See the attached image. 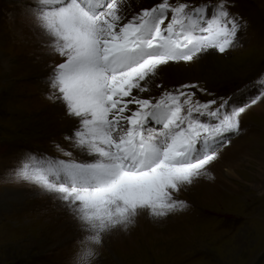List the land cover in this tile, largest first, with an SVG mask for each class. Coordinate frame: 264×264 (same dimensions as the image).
Instances as JSON below:
<instances>
[{"label":"snow or ice","instance_id":"1","mask_svg":"<svg viewBox=\"0 0 264 264\" xmlns=\"http://www.w3.org/2000/svg\"><path fill=\"white\" fill-rule=\"evenodd\" d=\"M231 7L159 0L132 11L129 0H33L27 9L49 54L62 60L47 84L73 122L65 137L72 151L57 145L63 159L29 154L14 177L72 212L85 233L81 264L106 234L139 216L187 208L179 193L213 178L210 167L241 132V114L264 100V77L244 102H201L195 84L164 87L181 79L180 66L240 46L246 24Z\"/></svg>","mask_w":264,"mask_h":264},{"label":"rangeland","instance_id":"2","mask_svg":"<svg viewBox=\"0 0 264 264\" xmlns=\"http://www.w3.org/2000/svg\"><path fill=\"white\" fill-rule=\"evenodd\" d=\"M143 1L129 0L139 10L159 2ZM181 2L195 6L218 0ZM231 4L230 11L246 24L238 33L240 46L205 59L197 79L192 78L193 69L184 71L186 80L165 88L195 84L192 91L201 102L219 97L244 102L259 94L257 81L264 77V0ZM31 6V0H0V264H74L85 233L72 212L61 219L67 207L56 196L14 177V169L29 154L63 159L57 145L72 151L65 139L71 133L58 112L59 101L50 100L47 84L57 62H45L35 52L36 41L21 38L15 23L16 16ZM36 39L37 47L45 48V42ZM262 104L264 100L241 114V132L232 139L248 154L231 180L236 188L228 185L215 198L205 199L200 189L190 186V191L179 193L187 208L163 219L148 216L144 223L136 220L127 230L106 234L93 264H264V109H258Z\"/></svg>","mask_w":264,"mask_h":264},{"label":"bare ground","instance_id":"3","mask_svg":"<svg viewBox=\"0 0 264 264\" xmlns=\"http://www.w3.org/2000/svg\"><path fill=\"white\" fill-rule=\"evenodd\" d=\"M141 1V0H140ZM156 0H144L142 3L145 5H150L151 3H154ZM147 2V3H146ZM31 5L33 6V0H31ZM23 6V5H22ZM17 7V6H16ZM143 8V7H142ZM15 9V8H14ZM20 9V8H19ZM25 9V8H24ZM17 10V9H16ZM23 10V9H22ZM131 10L132 11H139L137 5L131 4ZM4 13V12H3ZM16 16V15H15ZM2 21V20H1ZM12 21V20H11ZM15 22V21H14ZM16 26L18 29H20V37L21 38H25L29 41H36L35 44V52L37 54L41 55V58L45 61H54V62H62L61 58L53 55V54H49L48 50L45 48L37 47V43H39L36 38H38L39 36L37 35L36 31L31 27V23H30V18H29V14L28 11L22 12L20 13L18 16H16ZM14 23V24H15ZM240 34V33H239ZM13 36V34H12ZM29 37H32V40H30ZM42 40V39H41ZM23 41V40H22ZM33 44V42H31ZM35 43V42H34ZM42 44V43H41ZM257 47V46H256ZM23 49V48H22ZM33 52V51H32ZM3 54V53H2ZM27 55V54H25ZM217 53L213 52L210 55H206L204 57L203 60H201L198 63H191V64H186V65H182L179 67L178 71L181 74V79L179 81H174L172 83H167L165 84V86H170L172 84L184 81L187 79L186 74L184 71H191L192 69L194 71H196V73L193 75L192 78L197 79L199 74L201 72H199V70L204 69L205 68V59H207V61L210 60V58H216ZM39 58V57H38ZM20 62V61H19ZM17 63V61H16ZM50 63V62H49ZM209 63V62H207ZM17 66V65H16ZM19 66V65H18ZM14 68V67H13ZM16 69V68H15ZM19 69V68H18ZM17 70V69H16ZM14 70V71H16ZM32 73V72H31ZM41 78V77H40ZM193 79V80H194ZM37 83V82H36ZM51 90V89H50ZM15 93V92H14ZM47 93V92H46ZM51 93V91H50ZM23 94V93H22ZM46 96V94H45ZM15 97V96H13ZM17 97V96H16ZM38 97V96H37ZM41 97V95H40ZM49 98V97H48ZM51 100V98H50ZM22 103V102H21ZM23 104V103H22ZM38 104V103H37ZM17 107V106H16ZM18 109V108H16ZM24 109V108H23ZM57 109L58 112L60 114V117L62 119V121L65 123V126L67 128V131H70V128L73 127V122L71 120H69L66 115H65V109L64 106L62 104V102L59 101L58 105H57ZM258 109H264V104L258 106ZM22 109H20L21 111ZM26 111V110H25ZM20 113V112H19ZM75 155H77V153L75 152ZM247 151L246 148L243 145L238 144V142L236 141H231L230 144H228L223 150L222 153L220 155V158L217 162L214 163V165H212L210 167V172L212 175V179H208L207 177L201 178L200 180H198L196 183H194L191 186H194L192 188H196V189H200V194L206 199L207 197L210 198H215L216 194L219 192H222L224 189L228 188V185H232L234 188H236V185L234 184V182H231V180L235 179L237 176V170L239 168L240 162L242 160H244L247 157ZM189 188H191L190 186L186 189L187 191H190ZM183 192V191H182ZM181 192V193H182ZM185 193V192H184ZM194 197L195 195L192 194ZM201 195H199L200 197H202ZM196 198H199L198 195H196ZM62 209H64V207H60ZM69 209H64L65 215L63 218H66L68 215ZM148 216L147 215H141L137 218L138 222L144 223V220H147ZM77 224L79 223L77 220L75 221ZM184 226V225H183Z\"/></svg>","mask_w":264,"mask_h":264},{"label":"clouds","instance_id":"4","mask_svg":"<svg viewBox=\"0 0 264 264\" xmlns=\"http://www.w3.org/2000/svg\"><path fill=\"white\" fill-rule=\"evenodd\" d=\"M95 255L92 256L88 261H87V264H93V261L95 260L96 256L98 255V251L96 250L95 248ZM74 264H81V261H80V252H78L76 254V256L74 257Z\"/></svg>","mask_w":264,"mask_h":264}]
</instances>
